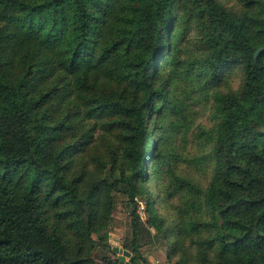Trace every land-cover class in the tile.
I'll use <instances>...</instances> for the list:
<instances>
[{
	"label": "trees",
	"instance_id": "1",
	"mask_svg": "<svg viewBox=\"0 0 264 264\" xmlns=\"http://www.w3.org/2000/svg\"><path fill=\"white\" fill-rule=\"evenodd\" d=\"M241 1L0 0V264H120L92 253L109 247L117 192L133 204L127 264L148 263L151 228L167 264H190L200 226V262L264 264V0ZM191 37L200 57L186 59ZM182 82L208 101L209 181L177 177L208 214L191 222L171 218L164 185Z\"/></svg>",
	"mask_w": 264,
	"mask_h": 264
},
{
	"label": "rangeland",
	"instance_id": "2",
	"mask_svg": "<svg viewBox=\"0 0 264 264\" xmlns=\"http://www.w3.org/2000/svg\"><path fill=\"white\" fill-rule=\"evenodd\" d=\"M225 5L241 10L244 5L241 0H220ZM191 37V41L185 45V55L187 58H197L200 57L197 48V42ZM236 79H232V84ZM183 84L178 88V96L184 98V106L179 109V113L175 114L173 112L168 113V119L166 122L174 121L180 125V132L177 134V160L172 163V168L167 174L164 185L169 187L171 194V218H177V214L180 218V214H184V221H199L208 218V214L202 208L196 209L194 203L196 199L192 196L187 189H178L177 177L189 178L194 181L199 186L207 185L210 174L207 161H202L198 155L203 156L207 153V144L203 141L200 142L197 139L198 125L199 123H205L207 121V114H205V106L208 101L203 96V91H199V87L190 86V83L182 82ZM193 85V83H192ZM234 85V84H233ZM226 88V86H223ZM189 91V92H188ZM211 93V92H210ZM212 94V93H211ZM192 97H189V96ZM163 119V117H160ZM184 125H182V124ZM176 150V149H175ZM175 152V151H174ZM199 158V159H198ZM155 183V181L153 182ZM137 201V215L143 221L144 224L147 223L148 215H141L139 212V203H143L145 206V201L140 197L136 198ZM133 209V204L130 203V199L127 194L123 192L115 193V208L112 213V219L108 228L103 232L104 239L102 242L106 243L109 247H103L102 243L95 244L93 255L96 257L97 261L102 263L104 259L108 257H117L118 253L112 252L113 247L120 246L123 247V243L128 238L129 242L133 241L134 235L132 234V229L130 225L131 213ZM196 209V210H195ZM187 215H186V213ZM207 229L204 226H200L196 229H191L190 233L186 236L187 244H189V249L193 254L194 260L190 264H209L202 263L200 260L203 259L200 251V240L207 237ZM152 240L151 242L146 241L142 246V251L146 259L151 255L154 258H160L163 253L167 254L169 249V241L164 240L160 235L156 233L154 228H151ZM97 238L96 235H94ZM116 254V255H115ZM201 254V255H199ZM214 253H211V257ZM210 257V258H211ZM204 260V259H203ZM164 261V260H163ZM166 261V260H165ZM164 261V262H165ZM167 262V261H166ZM146 264V263H142Z\"/></svg>",
	"mask_w": 264,
	"mask_h": 264
},
{
	"label": "water",
	"instance_id": "3",
	"mask_svg": "<svg viewBox=\"0 0 264 264\" xmlns=\"http://www.w3.org/2000/svg\"><path fill=\"white\" fill-rule=\"evenodd\" d=\"M264 50V46H261L257 49L255 52V57H257L262 51ZM113 250L118 253L119 259H120V264H127L129 261L133 260V256L130 251L124 249L123 247L120 246H115L113 247ZM129 258L127 261L126 259Z\"/></svg>",
	"mask_w": 264,
	"mask_h": 264
},
{
	"label": "crops",
	"instance_id": "4",
	"mask_svg": "<svg viewBox=\"0 0 264 264\" xmlns=\"http://www.w3.org/2000/svg\"><path fill=\"white\" fill-rule=\"evenodd\" d=\"M164 255L163 256H160V258H154L152 257L151 255L148 256V264H167V262L165 261L166 258H167V254L166 253H163ZM129 258L126 259V261L128 260ZM165 262H164V261Z\"/></svg>",
	"mask_w": 264,
	"mask_h": 264
},
{
	"label": "clouds",
	"instance_id": "5",
	"mask_svg": "<svg viewBox=\"0 0 264 264\" xmlns=\"http://www.w3.org/2000/svg\"><path fill=\"white\" fill-rule=\"evenodd\" d=\"M234 87L239 88L243 84V75L240 76L233 82Z\"/></svg>",
	"mask_w": 264,
	"mask_h": 264
},
{
	"label": "built area",
	"instance_id": "6",
	"mask_svg": "<svg viewBox=\"0 0 264 264\" xmlns=\"http://www.w3.org/2000/svg\"><path fill=\"white\" fill-rule=\"evenodd\" d=\"M139 209H141V210H139V212H141V215H145L146 213H145V206H144V204L143 203H139ZM146 264H148V263H146Z\"/></svg>",
	"mask_w": 264,
	"mask_h": 264
}]
</instances>
